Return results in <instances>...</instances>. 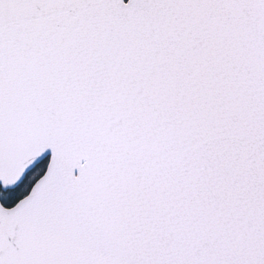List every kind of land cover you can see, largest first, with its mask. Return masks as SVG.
<instances>
[{"label": "snow or ice", "instance_id": "1", "mask_svg": "<svg viewBox=\"0 0 264 264\" xmlns=\"http://www.w3.org/2000/svg\"><path fill=\"white\" fill-rule=\"evenodd\" d=\"M0 264H264V0H0Z\"/></svg>", "mask_w": 264, "mask_h": 264}]
</instances>
